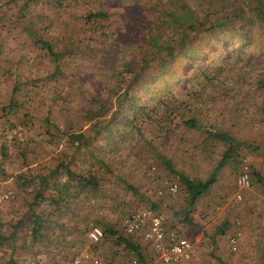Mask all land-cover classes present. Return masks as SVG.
<instances>
[{"label": "rangeland", "instance_id": "obj_1", "mask_svg": "<svg viewBox=\"0 0 264 264\" xmlns=\"http://www.w3.org/2000/svg\"><path fill=\"white\" fill-rule=\"evenodd\" d=\"M259 3L264 9V0H0V145L8 147L3 166L9 174V180L5 177L0 181L6 180L2 182L8 183L6 188L24 199V209L35 195L28 187L29 178L39 182L42 173L46 176L56 167L57 156L68 154L70 158L68 134L90 136L91 125L104 124L117 113L119 99L134 82L144 87L160 75L161 59L166 55L162 45L178 38V23H182L180 14L184 11L199 17L203 24L196 32L188 33V49H193L197 57L195 68L186 66L184 49L178 51L177 62L163 77L166 84H178L168 92L162 88L166 95H158L150 104L156 107L155 103L163 98L184 119L194 117L204 128L214 127L240 143L235 158L203 196L206 206L196 205L193 209L190 223L185 217L189 206L184 186L176 196L157 194L167 180L180 183L168 171L167 162L181 174L205 181L215 170L225 146L209 141L205 133L196 129L179 126L175 132L162 134L156 124L140 121L139 135L127 134L116 152H101V169L105 171L109 165L113 173H108L102 192L89 201L90 225L105 229L108 226L116 238L93 244L80 225L74 224L71 230L69 224L64 230L44 225L41 230L49 237L35 240L24 232V225L16 230L15 239L1 235L0 251L7 254L11 250L14 264H68L85 251L99 257L103 264H126L136 253L119 242L125 233L124 220L134 211L151 207L170 216L174 225L171 227L178 228L182 236L190 230L188 227L202 222L203 228L190 230L195 238L203 233L208 237L212 233L209 225L219 236L217 231L225 221L226 238L239 235L237 254L242 256V249L251 247L259 252L263 242L251 241L243 234L248 225L242 209L244 194L241 202L232 201L242 158L250 159L251 170L264 174V22L250 23L255 12L261 13L257 10ZM98 13L106 17L89 18ZM219 18L224 24L221 31L214 33L211 27ZM40 40L49 43L59 55L58 70ZM152 51L154 57L150 56ZM145 63L152 68L138 75ZM10 104L16 112L5 117ZM48 116L50 123L46 121ZM56 127L61 129L60 135ZM52 139L57 141L56 147ZM86 151L74 154L71 169L78 171L83 159H89ZM163 158L167 161L162 163ZM20 177L28 191L16 182ZM64 178L63 174L60 179ZM143 178L151 183L148 194L154 207L141 199L147 193L140 182ZM125 182L140 189V195L135 197L126 190ZM257 183L258 178L253 176L252 188ZM255 200L259 208L262 204L258 197ZM14 205L9 206L10 219L15 218ZM260 217L257 213V219ZM10 219L0 223L1 234L11 233ZM237 219L240 226L236 225ZM128 239L145 255L144 262L153 264L155 253L142 237ZM191 240L197 249L195 256L201 244L198 264H208L215 256L218 240L215 238L209 246ZM254 257L253 264H260V259ZM192 260L184 263L192 264ZM3 261L1 257L0 264L7 263Z\"/></svg>", "mask_w": 264, "mask_h": 264}, {"label": "trees", "instance_id": "obj_2", "mask_svg": "<svg viewBox=\"0 0 264 264\" xmlns=\"http://www.w3.org/2000/svg\"><path fill=\"white\" fill-rule=\"evenodd\" d=\"M258 6L259 8L257 10L261 13L260 15L258 14V12L257 14L256 12L253 14L254 20L250 22L251 24H259L264 22V9H262V3H259ZM90 17L104 18L106 17V15L104 13H98L95 15H90L89 18ZM180 18H182L180 19V22L182 23H178L181 27L180 29H178V32L176 34V36H178L176 41H173L172 39V42L162 45L163 47L160 46L159 50H161L162 47L163 52H165L166 55L164 56L165 58L161 59L159 67L160 75L158 77H154L153 80L150 81L152 84L148 85L149 83H147L143 87L139 85V82H134V84L129 87V90L125 93V95L119 99V110L117 111V113H115V115L104 124L95 123L91 125L90 136H87L86 134H68L71 136L70 141H68L69 144H67L66 146H68V150L72 153L70 158L68 154L57 156L54 159L56 160V167L54 169H51L46 176H41L40 181L37 182L38 185H36V183L34 182L36 181L35 178H29V180L31 181H29L28 186L32 188V191H34L36 196L34 200L28 205V211L34 213L33 217L35 219L34 223L32 224L33 230L31 231L33 239H47L49 237L45 232L41 230L42 226L44 225L50 226V229L59 227L64 230L68 228L70 223L67 222L66 217L73 214L76 216L80 207L84 206L89 201V199L96 198V196L100 192H102V189L106 184V181L108 180L107 177H109L108 173H113V170L109 165H107L105 171L104 169H101V164L103 163V159L100 158L101 152H116L115 150L117 146L127 140V134L131 133V135H135L136 133L139 135L142 131L140 130V121L142 123L143 121L148 120L151 122V124H156L158 130L162 131V134L175 132V130L179 126L196 129L205 133L206 139H208L209 141L215 143H223L225 146V150L222 153V156L218 161L215 170L213 171L210 178L205 181H195L188 176L178 172V170L174 168V165L167 162L168 165L166 167L168 171L176 177L177 181L180 182H177L179 186H184L187 191L189 211L185 216L186 220L191 219L192 211L199 202L200 198L210 192L214 184L217 182L219 174L230 163V161L235 158L236 152L238 151V149H240V143L238 141L235 142L232 135H229L225 132H218L214 127L211 126L204 128L202 125H200L198 119L194 117L184 119L182 117L183 115H181L179 111H176L174 108L166 105V102L163 98H160L157 103H155L156 107L151 106L150 104L152 99L157 97L158 95H166V93L162 91V88L168 92L172 90L176 84H178V82L174 81L175 84L171 86L163 81V77L169 74L170 65L172 67L173 64L177 62L178 51L184 49L182 51V56L184 58L186 66L190 69L195 68V61L197 60V57H195L193 49H188V33L196 32L197 28L203 24L200 22L199 17H196V15L186 11H184V14H180ZM183 18H186L187 21H183ZM173 20L175 19L173 18L172 22ZM223 24V19L219 18L213 22L211 30L215 31L214 33L221 31ZM38 42L47 51L53 63L56 64L58 70L59 68L57 64L59 55L54 50H52L49 43H46L42 40ZM154 52L155 51H152L151 55H149L154 57ZM146 68H152V65H150L149 63H145V69H140V74L138 75L142 76L147 71ZM58 72L56 74H58ZM184 78L185 77H183L182 79ZM158 83L161 84V87L156 86ZM122 106L124 108H122ZM159 111H161L162 113H158ZM15 112L16 111L14 106L10 104L9 107H6V113L4 114V116L6 117L10 114H14ZM49 117L50 116H48L46 121L50 123L51 119ZM56 128L58 129V135H60L61 129H59V127ZM126 128L130 129L126 131ZM50 135H54V133L51 132ZM65 135L68 136L66 133ZM65 135L62 134V136ZM55 140H53V142L56 147L57 141ZM81 150H87L86 154L89 156V159H83V165L78 168L79 170L73 171L71 169L72 167H70V165L73 164V156L77 152L82 153ZM69 159L70 161L68 162ZM242 159L240 160V163L242 162ZM166 161V158H163L162 163ZM108 168H110L109 172ZM2 169L3 165L0 164V179H4L6 177L4 170ZM61 173L65 174L66 177V180L63 182L64 185L62 186V188L57 185L56 182L51 183L50 181L52 177ZM251 174L252 177H261V172L259 170L254 171L253 169L251 170ZM110 178L112 180L114 179V177ZM125 185L126 190L132 192L133 194H135V196L139 195V191L136 190L134 186L130 185L127 182H125ZM14 198L15 196L12 199ZM75 207L77 208V210L74 213ZM91 221V218L87 217L84 221L79 223L83 232L87 236L90 230L95 227L90 225ZM83 222L84 224H82ZM189 222L192 223V220H189ZM225 226L226 224L218 229V235L223 236L226 233ZM97 227L101 228L104 232V238L101 242L106 240L108 241L109 238H114L115 236H117L116 233L108 226H106V229L99 225ZM124 236L119 237V242L130 247L136 253L135 257L129 258L128 261L138 260L140 264L145 263V255L136 246V244L128 239L129 237L134 236L127 235L126 233H124ZM119 242L117 243L120 244ZM156 261L157 256L155 254V259L152 261L153 264H156Z\"/></svg>", "mask_w": 264, "mask_h": 264}, {"label": "crops", "instance_id": "obj_3", "mask_svg": "<svg viewBox=\"0 0 264 264\" xmlns=\"http://www.w3.org/2000/svg\"><path fill=\"white\" fill-rule=\"evenodd\" d=\"M7 148L8 147L5 146V144H1L0 145V155H2V156H0V164L1 165H3L4 162L8 158ZM141 166H142L141 162L137 164V168L138 169H140ZM2 170H4V173H5L6 177H7L6 179H8L9 178V176H8L9 174L6 171L5 166H3ZM62 175H63L62 173L59 174V175H56V176L52 177L50 179V181L53 180V183L56 182V184L59 185L62 188V186L64 185L63 182L66 180V177L64 178V180L60 179L62 177ZM142 175H143V173H142ZM144 175H147L146 171L144 172ZM41 176H44V173H42ZM10 177H11V175H10ZM140 178H142V177H140ZM21 179H23V180H21ZM4 181H6V180L0 181V189L6 188V186L8 185V183H2ZM16 182L19 183V185L21 186V188L24 191H26V190L28 191V189L26 188V185H25L23 177L22 178L21 177L20 178H16ZM37 182H36V185H38ZM140 182L145 187L144 189L147 190L146 191L147 193H145V196L147 198L145 196L141 195V199L142 200L144 199V201H147V203H149V205H150V202H153L152 198L151 199L149 198L151 195L148 194V192L150 191L151 183L149 182V179H147V178H143ZM258 182L259 183L255 184L252 189L246 190L243 193L245 202H244V205H243L242 209L244 210L243 215L246 216V219H248L247 220L248 225H246V227H244V229H243L244 237L247 238V239L249 238L251 241H253V240L262 241L263 245H261V242H259V245H261V248H260L259 252H256L257 248L251 247L249 249L243 248L242 249V253H241L242 256L240 254L233 253L231 251V248H230L229 240L226 238V236L225 235L224 236H221V235L216 236L213 233L215 231L214 228L211 229L213 227V225L207 226V228L210 229V232H212V233L208 234V237H205L206 235L202 232L203 235H200L198 238H195V235L191 231L193 230V228H197V229H201V227L203 228V226L201 225V224H203V222L200 225H192V226L188 227L191 231L188 230V231L183 232L184 236L189 238L190 240L192 238H194L197 242L203 241V244H202L203 246H209L210 244L215 243V238L218 240V242L216 243V249L217 250L215 252V256L211 258L212 260H210V262H208V264H253L254 263V261H252L253 256H255L254 258L256 260L260 259V262H261L260 264H264V250H262L264 248V174L261 173V177L258 178ZM124 186L126 188L125 183H124ZM7 188L3 189V190H0V192L1 193H6V192H10L11 191L14 194L15 198L0 205V223H5L6 224V222H7L6 220L10 219V217L8 216V212H10L9 206L11 204H15L13 206L14 213H15V218L14 219H10V220L13 221V223L10 222V224H12V229L9 230V232L11 231V233H9V235H6L4 233L1 234V232H0V238H1V235H3V236H5L4 237L5 239L6 238H10V237L12 239H15L16 238L15 232H17L16 230L17 229H19V230L23 229V226L25 225L27 227V229L24 232L30 234L31 235L30 239H32L33 237H32V234H31L32 232L31 231L33 230L32 224L34 223V220H35L34 217H33L34 213H32L31 211H28V207L26 209H24V207L27 206V204H25V205L23 204V202H24L23 200L24 199L23 198H19L18 193H17V196H16L15 193L12 190H8ZM135 189L140 192V189H137L136 187H135ZM133 195L135 196V194H133ZM138 196H135V197H138ZM35 197L36 196L33 195L32 199H29V204L34 200ZM257 197L259 199L258 203L262 204L259 208L256 206L257 200H255V198H257ZM91 199H89V201ZM21 200H22V202L19 203ZM89 201L84 206H82V207H80L78 209V212H77L76 216L73 214V215H69V216L66 217L67 222L70 223L71 230L74 227V224H78L79 225L80 222L84 221L85 218H87V214L89 213V207H90ZM205 202H206V200L203 197H201L199 202L197 203V206L204 207V206H206ZM150 206L154 207V204H152ZM148 208L151 209V207H148ZM76 210H77V208L75 207L74 213L76 212ZM83 210H86V211L83 212ZM188 210H189V208H188ZM257 213H259V215L261 216L259 219H257ZM167 217H168L169 226L170 227L174 226L173 224H171V221H172L171 217L170 216H167ZM223 222H225V221L221 222L222 226L225 225V223H223ZM221 223L219 222L218 224H221ZM5 230H6V228H5ZM200 245L201 244L198 243L197 255L192 260V264H198L197 260H199V258H200L199 255L202 254L201 253V249H200ZM0 247H3V245H0ZM9 252L11 253V250H9L7 252V254L2 252V251H0V258L1 257L3 258V260H4L3 262H7L5 264H13L12 254L10 255ZM6 256H8V261H5L6 260ZM184 264H187V263H184Z\"/></svg>", "mask_w": 264, "mask_h": 264}, {"label": "built area", "instance_id": "obj_4", "mask_svg": "<svg viewBox=\"0 0 264 264\" xmlns=\"http://www.w3.org/2000/svg\"><path fill=\"white\" fill-rule=\"evenodd\" d=\"M252 188L251 161L243 158L241 168L236 180V190L232 201L239 203L243 200V193ZM180 191V186L176 182L165 181L158 196L165 194L176 196ZM14 197L12 192L0 193V205L10 201ZM164 203L163 206H166ZM218 210H220L218 208ZM182 221V219L180 220ZM124 232L130 236H140L157 256V263L181 264L189 262L196 254V246L192 240L182 236L177 228H172L168 224V217L153 209L144 208L131 213L124 220ZM236 225L240 226V220H236ZM88 239L93 244H99L104 238L101 228L95 226L88 233ZM230 248L233 253L239 250V235L233 234L229 238ZM103 264L99 257L88 251L82 252L68 264ZM126 264H140L138 260L127 261ZM155 264V263H154Z\"/></svg>", "mask_w": 264, "mask_h": 264}]
</instances>
